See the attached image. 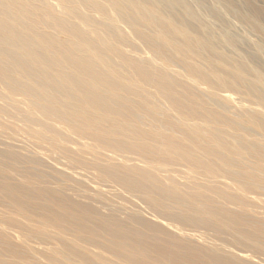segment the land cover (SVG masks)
Returning a JSON list of instances; mask_svg holds the SVG:
<instances>
[{
  "label": "rangeland",
  "instance_id": "rangeland-1",
  "mask_svg": "<svg viewBox=\"0 0 264 264\" xmlns=\"http://www.w3.org/2000/svg\"><path fill=\"white\" fill-rule=\"evenodd\" d=\"M12 6L15 5L12 4ZM106 7L109 9L108 11H106ZM19 8L18 10H21L23 14L21 17L13 16L11 21L17 22L20 29H26L31 25L33 29L34 27L38 28L26 34L28 37L26 39H30L33 35L47 39L49 37L50 46H54L51 50L52 54L48 52L49 57L55 55L54 51L57 49L58 43L67 44V48L63 46L68 50L66 55L63 53L64 57L56 59L59 61L56 63H61L64 69L60 76H68V71L71 72L65 68V63L68 67V62L71 65L77 63L82 59V56L84 60L91 58L86 50L70 45L68 35L75 34L78 37V34L82 33L79 37L83 41L87 40L88 42L89 40L90 42L92 40V43L89 44L91 46L93 44L94 47L89 45L91 48L96 47L98 51L100 48L101 52L104 47L106 48L105 54L103 52L101 54L104 55L107 66L115 71L113 75H109L111 73L108 72V67H101L97 61L92 60V62L90 61V73L100 70L97 76L103 74L101 80L105 81L99 82L104 83L108 79L106 83L109 85L118 82L122 85H118L121 88L115 92V96L109 94L104 86H100L102 97L109 99L113 105L119 104L114 105L113 109L115 116L119 117V121L115 122L117 125L103 121L100 125L102 132L94 134L92 131H88L86 133L87 136L82 141L91 145L95 151L94 155H77L74 158V163L70 164L60 157L63 164L71 165L70 168L61 169L57 162L42 156H35L32 153V148L27 144L18 146L15 143L9 144L7 141H0V150L12 149L19 152L20 157L14 162V166L20 173L40 175L46 185L57 186L59 189L63 187L60 192L62 194L66 191L65 189L75 188L79 191L78 197L85 200L83 192L91 187L86 180H75V177L71 176V172L79 170L80 162L89 164L98 159L99 162L103 160L109 165L115 164L114 167H118L116 164L120 163L129 168L137 167L140 171H144L148 169L149 162L162 161L166 164V170L177 174V183L181 190H183L182 187L187 189L191 186H202L206 189L207 192L204 195L198 194L195 198L194 195L190 196L191 199L193 198L192 201L202 206L205 204L204 206L208 210L213 208L212 212L214 213H216L215 211H229L234 217L235 228L242 232L249 231L248 228L258 227V231L256 230L254 234V242L255 245L257 244L258 250V245L264 247V0H29L27 5ZM9 12H13L10 6L0 0V16L6 17L7 14H10ZM80 27L81 29H79ZM93 29H97L99 35L90 39L88 35H91L89 33ZM16 32L18 33V30ZM1 34L0 32V52L6 54L4 60L8 61L9 59L6 62L1 58V73H4L3 69L6 70V76L7 73L12 75L16 72L24 77L26 73L28 75H25L24 78L20 77L19 84L26 85L25 81L31 76V79L34 77L32 84L35 85L29 84L28 88L25 87L26 90L37 93L34 90L37 88L36 86L45 83L47 89L52 91L55 89L53 94L60 95L62 99L64 98L62 94L68 92L69 99L65 102L68 104L73 102L76 90L73 88L72 91L65 86L66 82L57 76L55 70L48 68V73H45L48 75H45L47 78L42 79L39 71L41 68L37 65L40 62L24 60L27 57L23 51L13 50V47L17 46L15 38L12 39L13 41L8 39L6 43L4 41L6 39L3 40ZM83 34L88 35L84 36ZM82 36L86 37L85 40ZM60 39H63V42ZM105 39H108L109 42H106ZM57 40L60 41L57 42ZM11 41L12 44L9 45ZM24 41L26 40L24 39ZM100 42L101 46H98ZM105 43L107 44L105 45ZM62 45L59 46L62 47ZM4 47H9L8 52L3 49ZM70 47L72 50L75 49L73 52L79 55L76 54V56ZM12 51L14 52L12 53ZM70 53L71 56H75L71 58ZM22 59L24 62H28L24 63ZM26 64L34 65L35 70L32 69V66L29 67V70L32 71L26 70L28 69L27 66H24ZM14 66H16V70ZM84 69L86 72L88 71L86 67ZM84 69L83 71H85ZM33 71H36L35 75L30 74L34 73ZM64 72L67 74L64 75ZM37 77L38 79H36ZM46 80H50L47 81L50 83L49 85ZM52 82L53 84H51ZM51 85L54 87H50ZM33 87L34 89H29ZM4 97V95H0V108L5 102L8 103L7 106L10 105ZM32 100L35 101V97H32ZM46 105L48 106V104ZM8 110L14 111L15 109L8 108ZM91 111L88 115L96 118L98 116L96 111ZM117 130L124 131L126 136L116 134ZM60 135L63 138H68L67 135ZM110 143L117 145L113 151L115 159L106 160L101 146L110 145ZM170 143L175 144L173 151L160 150ZM81 147L83 148V146ZM177 147L178 149H176ZM188 151L190 153L185 156L184 153ZM6 155L9 157L8 154ZM187 157L191 161L194 159L192 161L194 164ZM5 158L9 160L6 156ZM190 168L195 169V176L189 175ZM10 177L6 179L7 182L18 178L17 176ZM203 184L205 185L203 186ZM206 185L208 186L206 187ZM235 186H243V189L248 190V193L243 194ZM104 188L111 193L116 189L110 185ZM208 192L213 193L212 196ZM228 194L234 198H229ZM219 195L221 196L219 197ZM213 197L215 201H213ZM169 202L168 209L165 211L166 215H174L173 217L184 215L173 200ZM244 208L246 209L244 210ZM135 211L140 212L144 219H152L151 211L144 203L126 209L129 216H125L127 219L122 218L124 223L117 215L113 217H116L118 223L130 226V220L132 216H135L133 213L138 214ZM177 213L181 215L177 216ZM242 218H244V222ZM14 219L17 221L15 222ZM251 223L253 224L251 225ZM213 225L214 227H212ZM215 225L214 223L209 224L204 229L199 228V230L193 231H202L212 238L218 244L217 247L219 246L217 253L222 257L228 256L236 259L239 264H264V254L253 255L248 250L247 243L250 241L237 240L238 237L234 230L231 232L220 226L215 228ZM259 226L262 228L261 231ZM0 232L12 244L21 245L29 250L33 259L39 264H53L50 261L52 255L57 256V260H61L60 263L63 261V264H82L78 258L71 257L64 250L65 247L62 249L67 240L71 246L77 245V248L86 250L92 257L96 255L93 257L94 259L99 257L107 260L112 256L117 264L121 263L100 244L89 242L88 239L83 240L76 235L73 236L71 231H60L54 226L44 227L35 221L27 220L17 215L1 199ZM40 234L42 237H38ZM181 239L186 245L200 246L205 248L206 252H210L209 247L194 235ZM60 248L62 249L59 250L61 253L57 252ZM62 253L64 254L62 255ZM113 260L109 259L111 262ZM114 261L113 263H115Z\"/></svg>",
  "mask_w": 264,
  "mask_h": 264
},
{
  "label": "bare ground",
  "instance_id": "bare-ground-1",
  "mask_svg": "<svg viewBox=\"0 0 264 264\" xmlns=\"http://www.w3.org/2000/svg\"><path fill=\"white\" fill-rule=\"evenodd\" d=\"M2 1H4L6 5H9L13 11V12H9L10 14H7L6 17L0 16V32L2 33L1 37L3 38V40L6 39L4 41H6L7 43L8 39L14 40L15 38V43H17L16 44L17 46H14L13 47L14 49L12 47L11 48L15 51H23L27 57L24 60L28 59L29 61L32 62H37V63L40 62L39 64L37 63L36 64L39 66V68H41V70H39L38 68L37 69L40 71L42 75L41 77H43L42 79L47 78L45 77L46 75L45 73L47 72L48 68H51L55 70L59 78H61L64 82H66L65 86H67L72 91L73 88L74 90H76V95L75 98H73L74 100H72L73 102L72 103L69 102L68 104V102H65V100L69 99V96L67 95L68 92H65L63 94L61 92V94L64 97L62 99L60 95L58 96L53 94V91L55 89H53V91L49 90V88L47 89L46 84L43 83L44 80H42L43 84L36 86L37 87L36 89H34V87L29 88L36 90L37 93H34L33 91L30 92L26 90L25 87L28 88L29 84L31 86L34 85L32 84V80L34 79V77H32L33 79H31V76L29 75L30 78L27 79L26 81L25 79H22L25 81L26 84V85H22L21 83L19 84L20 77L24 78L25 75L28 74L24 72L25 73L24 77H22L20 73L17 74L15 72V74L12 73V75H9L10 73H7L9 76L8 75L6 76L5 73L6 70L4 71L3 69L4 73H1L0 71V95H4L5 96L4 99L7 100L10 105L7 106L8 103L5 102L2 108H0V141L2 142L7 141L9 144L15 143L18 146H20V144L22 146L27 144L32 148V153L35 156H39V157L42 156L52 160L53 162H57V164H59V167H61V169L70 168L71 165L69 164L74 163L75 156L94 155L95 153V151L92 149L90 144H88L86 141L85 142L82 141L85 140L84 137L87 136L86 133L88 131H92L94 134H99L100 132H102V130L100 129V125L103 121H108L111 123V125H117L115 122L119 121V117L115 116L114 114L115 110L113 112L114 105H117L118 103L115 102L116 104L113 105V102L111 103L109 99H106V97L104 96L102 97L101 96L102 93L100 92L102 89H100V86H104V88L108 91L109 94L114 95L115 92L119 91V89L121 88L119 86L122 85L119 82L114 85H111L112 83L110 85L109 83L107 84L106 82L108 81V79H106L105 76L104 78L107 81L104 83L99 82V81H105V80H101V76L103 74L97 76L100 70L99 72L95 71V73H90L89 71V69L91 68L90 61L92 62V60L97 61L101 67H108L109 70L108 72L111 73L109 75H113L115 71L113 70V68L107 66L106 61H104L103 54H105L104 51L106 52L105 47L104 48L102 47L104 50L101 48L103 52V54H101L102 52L100 51V48L99 51L96 50L98 49L96 47L94 48L95 50L91 48L92 46L94 47L93 44L92 46L90 45L92 43L91 42L92 40L90 41L91 42L90 43L89 40L88 42L87 40L83 41L82 38L79 37L82 34L81 32L83 31V29L80 30L81 32L79 33L81 34L80 35L78 34V37L77 35L75 36V34L68 35L69 36L68 39L70 38L69 41L71 43L68 44H70L71 47L76 46L79 49L82 48L81 50L83 49L86 50L91 56V58L90 57H89L90 59L85 58L87 60H84L83 56L81 55L82 59H80V61H78L79 60L78 59L77 63H73L71 65V63L68 62L67 63L68 67L66 66L65 63L64 65L65 68H68V70H70L71 72L68 71V74L64 72V75L67 74L68 76H64V77L60 76L63 74L64 69L61 63L60 64L58 63L59 65L56 63L58 61L56 59H59L58 57H64L63 53L64 55H66V52H68V50L64 49L63 46H66L67 44L62 45V43H58L60 46L62 45V47L58 45L57 49H55L54 51L55 55L49 57L50 55L49 53H51V50L54 47L53 46L54 43L52 44L53 47L50 46L51 41L48 40L49 37L47 39L44 37H36V36L34 37L33 35L31 37L29 36L30 39H26L28 38L26 34L32 32V30H34L36 27H34L33 29V26L31 25L26 27V29H20V25L17 22L11 21L13 16L21 17L23 12L18 9H20L19 7L22 8L23 6L27 5V3H29V0H2ZM12 4H14L15 6H12ZM79 6L82 5L79 4ZM106 9H107L106 11L109 10L107 7ZM79 29H81V27ZM16 30H18V33L16 32ZM35 32L37 31L35 30ZM16 34H18V37H16ZM89 34L91 35L88 34L87 35L90 36L89 37L90 39L99 35L97 29L96 30L93 29V31ZM24 39L26 41H24ZM108 39L107 40L105 39V41L109 42ZM60 40H57V42ZM62 40L61 42H63ZM12 41L9 45L12 44ZM49 41L50 43H48ZM106 44L107 43H105V45ZM98 46H101V42ZM8 48L4 47L3 49L7 50ZM65 48H67V46ZM74 50H72V52ZM13 52L14 51H12V53ZM46 53L48 54L46 55ZM73 53L75 55L77 54L76 52ZM83 54H85V52H83ZM5 55L4 53L0 52V60L1 58L4 60L6 57ZM23 56L21 57L25 58ZM69 56L72 58L71 53L69 54ZM20 62L22 63V61ZM98 63H94V64L97 65ZM96 65L93 67L94 70ZM24 66H27L28 69L26 70L32 71L29 70V67H31L32 65L28 66L26 64ZM33 66L32 69L34 68ZM85 67L88 69L87 72L86 69H84ZM14 69L15 70L17 69L16 66H14ZM37 69L36 71H38ZM83 69L85 71H83ZM94 70L92 72H94ZM10 71L12 72V70ZM35 72L34 73L31 72L30 74L35 75ZM38 77L41 78L40 76ZM38 77L36 79H38ZM47 81L48 80H46V82ZM49 84L50 83H48V85ZM51 84H53V82ZM52 86L53 85H51L50 87ZM69 93L71 94V92ZM32 97H35L36 100L33 101ZM112 98L110 99L112 100ZM46 104H48V106ZM8 108H13L15 110L11 111L8 110ZM90 109L96 111L95 113L99 117L98 116L96 118L90 117L88 115V113L92 112ZM115 133L126 136L125 132L121 130H117L115 131ZM60 134L67 135L68 138H63V136H61ZM67 145L69 146L71 145L70 147L68 146L69 149H67L68 148ZM81 146H83V148ZM116 147L117 145L115 144L111 145V143L110 145L105 144L101 146L106 160L115 159V154L113 153V151L116 149ZM173 149H175V144L170 143L165 148H162L160 150L167 152V151H173ZM176 149H178V147ZM18 153H19L18 151L16 152L15 150L12 149L0 150V199L5 201V203H7V205H9L10 208L17 215L27 220L35 221L37 222V224H40L41 226L44 227L54 226L56 227L57 230L60 231H65V232L71 231L73 232L72 234H74L73 236L76 235L77 237L83 238V240L88 239L89 242L91 241L96 244H100L101 247L110 251L114 255V257L120 260L121 263L118 264H239L236 259H233L228 256L222 257L221 255H219L217 253V249L219 246L217 247L218 244H216V242L212 238L207 236L202 231H195V232L193 231V230H199V228L204 229L206 225L209 224L212 225L213 223L217 225V226L215 225V228L220 226L223 229L225 228L226 230L227 229L230 230L231 232H233L234 230L238 237L237 240L253 242V243L250 242L247 243L248 250L252 252L253 255L264 254V247H259L258 245L259 248L258 250L256 248L257 244L255 245L254 242L255 241L254 234L256 230L258 231V227H254L252 229L248 228L249 231L242 232V230H237L235 228L236 225L233 224L234 217L231 216V213H229V211H218V212L215 211L216 213H214L212 212L214 211L212 210L213 208L211 210H208V208L204 206L205 204L202 206L192 201L193 198L191 199L190 196L194 195L193 197L195 198V196L198 194L204 195L207 192L206 189L202 188V186L201 187L191 186L187 189H184V187H182L183 190H181L177 183V174L174 173L173 171L166 170V164L162 161L154 160L149 162L148 169L144 171H140L137 167L129 168L120 163L116 164L118 165V167H114L115 164L109 165L103 160H101L102 162L101 161L99 162L98 159H95L93 162L89 164L80 162L81 165L79 167V170L71 172V176L75 177L74 178L75 180H79V181L86 180L87 183L89 184V187H91V189L87 188L86 190H84L83 194H85V198H84L85 200H83L78 197L79 191L75 188L65 189L66 191H64V193L62 194L60 192H62L61 190L63 187L59 189L57 186L53 187L46 185V183L42 180L40 175L34 176L31 173H30L31 175L27 174L26 172L20 173L17 170V168L14 166V162H16L18 157H20ZM189 153H190L189 151L185 152L184 155L188 156ZM6 154H8L9 157ZM5 156L9 160H6ZM60 157H63L66 160V162L69 164H63L60 161ZM189 160L191 161V159ZM193 160L194 159H192V161ZM192 164L194 163L192 162ZM194 170L192 168L189 169L190 176H195L196 171ZM10 176L13 177L17 176L18 178H14V181L7 182L6 179L11 178ZM134 176L138 178H135ZM193 183H197V182H193ZM107 185L116 187L115 191L111 193L109 190H105L104 187ZM204 185L205 184H203V186ZM207 186L208 185H206V187ZM235 188L239 191H242L243 194L248 193L247 192L248 190L247 191L244 190L243 186H235ZM222 189L224 190L225 188ZM218 190L220 192V189ZM216 193L214 192V194ZM83 194L81 195V197L83 196ZM220 196L221 195H219V197ZM231 197L232 196H230L229 198ZM235 198L238 199L237 197ZM32 199H34V201H32ZM205 199L206 197L204 198V200ZM171 200H173V202L177 204L181 212H183L184 214L183 216H180L181 215L180 213H179L180 215L177 213V216L179 215L180 217H173L174 215L173 216L166 215L165 211L166 209H168L169 206L168 203H170L169 201ZM213 201H215L214 197H213ZM232 201L234 202V200ZM140 203L146 204L148 210L151 211L150 213L152 219L150 220L144 219L142 217L143 215L140 214V212L135 211V213L137 212L138 214H134L133 211L132 213L135 216H132L130 220L131 224L130 226H127L118 223L117 220L115 219L116 217L115 218L113 217L114 215H117L122 220V218L127 215L126 209L128 210L129 207L137 206ZM245 209L246 208H244V210ZM180 210L178 209L179 212ZM127 216H129V214ZM125 219L127 218L125 217ZM243 219L244 218H242V220ZM14 220L15 222L17 221L16 219ZM122 223H124L123 220ZM252 224L253 223H251V225ZM212 227H214V225ZM261 230L262 228H260V231ZM189 235H194L197 239L203 241L206 244V246L209 247L210 252L209 253L206 252L204 250L205 248H202L200 246L184 244L181 238L187 236L189 237ZM40 236L41 234L38 237ZM67 241L66 242L63 241L65 242V245L62 247V249L65 247L64 250L67 253H69L71 257L73 256V258L74 257H76V259L78 258L80 263L82 264H117L115 262L116 260L114 261L112 259V256L109 259L113 260L115 263H113V261L112 262L109 261V259L104 260L99 257L98 259L97 258L94 259L93 257H95L96 255L92 257V255L89 254V252H87L86 250L77 248L78 247L77 245H75V247L73 245L71 246V244L68 243ZM67 243L70 245H68ZM62 249L61 248L58 249L57 252L61 253L59 250ZM255 251L258 252L254 253ZM30 253L29 250H26L23 246L12 244L5 237V235L0 232V264H39L37 261L33 259L34 257H32ZM63 254L64 253H62V255ZM56 257L52 255L50 261L53 264H61L63 261L60 263L59 261L61 260L58 261Z\"/></svg>",
  "mask_w": 264,
  "mask_h": 264
}]
</instances>
